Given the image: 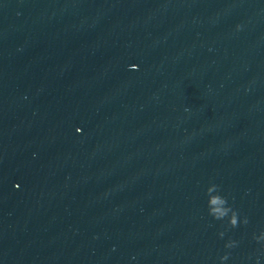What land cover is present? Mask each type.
<instances>
[{"label": "water", "instance_id": "water-1", "mask_svg": "<svg viewBox=\"0 0 264 264\" xmlns=\"http://www.w3.org/2000/svg\"><path fill=\"white\" fill-rule=\"evenodd\" d=\"M0 264H264V0H0Z\"/></svg>", "mask_w": 264, "mask_h": 264}, {"label": "clouds", "instance_id": "clouds-1", "mask_svg": "<svg viewBox=\"0 0 264 264\" xmlns=\"http://www.w3.org/2000/svg\"><path fill=\"white\" fill-rule=\"evenodd\" d=\"M209 206H210V211H209V214L211 216H213L215 219H224V216L227 214V210H225L224 212H220L219 209L215 208V207H211L213 205H217V204H227V200L224 198V197H221V196H214V197H211L209 199ZM229 223L232 225V226H236L237 225V222H236V219H235V214H233V216L231 218H229Z\"/></svg>", "mask_w": 264, "mask_h": 264}]
</instances>
